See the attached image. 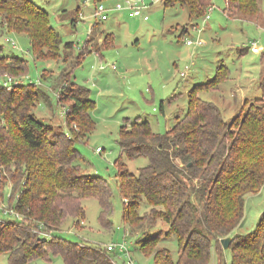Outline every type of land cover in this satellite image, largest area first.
<instances>
[{"label": "trees", "instance_id": "obj_1", "mask_svg": "<svg viewBox=\"0 0 264 264\" xmlns=\"http://www.w3.org/2000/svg\"><path fill=\"white\" fill-rule=\"evenodd\" d=\"M259 1L225 0V13L230 19L255 15ZM162 3H178L187 8L190 18L198 19L205 17L213 0ZM0 25L3 33L25 35L36 58L57 60L75 50L73 42L64 44L50 24L49 13L32 0H0ZM73 69L65 84L56 87L69 130L56 131L33 112L42 99L51 105L42 86L24 84L28 61L3 54L0 45V199L11 182L10 204L14 202L12 206L24 216L23 220L0 218V255H7L8 264H29L50 255L61 256L66 264H115L113 251L106 247L60 235L67 219L81 224L86 215L83 200L88 198L98 201L102 225L112 226V187L104 177L84 172L80 162L77 143L95 127L90 114L94 102L90 90L72 79ZM222 71L190 92L187 112L166 133L154 132L148 120L139 118L120 131L123 155L130 160L149 159L137 174L118 160L117 180L122 219L131 234L147 229L138 234L142 237L136 243L145 255L153 256L154 264H208L213 247L220 250L226 237H232L231 264H264V214L252 232L231 236L243 222L246 196L264 186V77L259 83L261 97L247 101L228 122L215 103L197 95L201 89L217 90L227 78V68ZM45 72L43 79L49 78ZM5 76L22 82L5 87L1 83ZM143 205L149 211L141 214ZM158 219L167 223V230L150 235ZM169 236L178 241L177 261L167 248L158 247Z\"/></svg>", "mask_w": 264, "mask_h": 264}, {"label": "rangeland", "instance_id": "obj_2", "mask_svg": "<svg viewBox=\"0 0 264 264\" xmlns=\"http://www.w3.org/2000/svg\"><path fill=\"white\" fill-rule=\"evenodd\" d=\"M32 1L49 13L51 26L64 44L73 42L75 50L66 51L57 60L39 59L31 52L25 35L3 33L0 25L3 54H17L28 61L29 71L23 77L24 84L42 86L51 105L42 99L33 112L56 131L69 130L65 120L66 108L58 103L56 87L65 84L69 71L74 68L72 79L90 90V98L94 102L90 114L95 127L77 143L82 154L80 162L84 172L107 179L113 192L110 228L100 221L98 201L88 198L83 200L86 215L81 224L76 225L74 219H67L60 235L77 243L103 248L124 243L127 253L119 248L112 252L115 264H127L130 259L135 264H154L153 256L145 255L136 243L138 234L147 229L131 234L122 219L123 205L117 180L118 160H123L129 170L137 174L140 168L149 164V159L139 157L130 160L123 155L118 144L120 131L124 126L129 128V124L139 118L148 120L154 132L166 133L175 124V117L181 118L187 112L190 92L196 86L213 80L219 69L224 72L227 68V80L217 90L201 89L197 95L215 103L226 121H231L242 111L246 98L252 102L261 97L259 83L264 77V55L261 59V54H253L247 46L257 42L264 51V0L259 1L255 15L236 19L226 17L225 0H213L216 8L210 13V18L205 15L192 22L186 7L178 3L165 7L162 0H132L149 7L143 12L148 15L147 19L130 16L126 6L115 11L117 0ZM99 3L110 9L105 21L94 17L95 5ZM190 23L194 26L183 33ZM101 37L105 41L99 47ZM10 40L15 41V47ZM87 40L91 42L85 51ZM187 41H192V44L187 45ZM82 51L86 53L75 66ZM44 70L48 73L47 79L42 78ZM182 73L187 75L183 77ZM62 74L65 78L61 79ZM196 182L197 179L194 184ZM6 185L3 206L10 204L11 182ZM147 211L149 208L143 205L140 213ZM263 214L264 186L259 193L246 196L243 222L231 236L252 232ZM167 227V223L158 219L156 227L149 231L150 235L158 231L165 233ZM158 247L167 248L173 260L177 261L179 245L175 236L163 237ZM231 261V249L220 244V250L213 247L208 264H231ZM0 264H8L6 254L0 255ZM29 264L66 263L61 256L50 255L49 258L34 259ZM85 264L91 263L87 261Z\"/></svg>", "mask_w": 264, "mask_h": 264}, {"label": "built area", "instance_id": "obj_3", "mask_svg": "<svg viewBox=\"0 0 264 264\" xmlns=\"http://www.w3.org/2000/svg\"><path fill=\"white\" fill-rule=\"evenodd\" d=\"M117 1H119V3H117L113 9L115 11H121L126 6V8H128L130 10L131 16H144L143 12L149 8L146 4L140 5V4H137L136 2H133L132 0H117ZM215 8H216V6L214 3L210 4V6L208 7V10H207V14H206L207 19L210 18V13ZM109 11H110V9H108L103 3H99V4L95 5V9H94L93 14H94V17L96 19L101 20V21H105L108 19V12ZM7 40H9V39H7ZM10 41H12V45L15 47L16 46L15 41L14 40H10ZM187 43L190 45V44H192V41H188ZM3 80L1 83L5 87H11L12 85H17V84H20L22 82V80L16 79V78H13L10 76H5V78ZM97 150H100V148H98ZM9 198H10V196H9ZM3 199H4V197H2L0 199V218H4L3 216H11L10 219L23 220L24 216L22 214H20L19 212H17V210L15 209V206H12L11 204H9L8 206L2 205ZM6 219H8V218H6ZM42 234L44 236L48 235V233H42ZM106 248L108 251H114L117 248H119L120 251H122V252L127 253V251H128L127 246L124 243L117 244V245L111 244V245H108ZM127 264H135V263L133 262L132 259H130Z\"/></svg>", "mask_w": 264, "mask_h": 264}, {"label": "crops", "instance_id": "obj_4", "mask_svg": "<svg viewBox=\"0 0 264 264\" xmlns=\"http://www.w3.org/2000/svg\"><path fill=\"white\" fill-rule=\"evenodd\" d=\"M180 5V4H179ZM163 6H165L164 4H163ZM182 6V5H181ZM166 7V6H165ZM226 7V6H225ZM224 13H225V10H224ZM129 14H130V12H129ZM188 14H189V12H188ZM225 15H226V13H225ZM131 16V15H130ZM143 17V19H147L148 18V15L147 14H144V16H142ZM226 17H227V15H226ZM228 18V17H227ZM194 19H196V18H194ZM194 19H192V18H190V16H189V20H190V22H192ZM194 25L192 24V23H190V25L188 26L187 25V27H185V29H184V31H183V33H185V32H188L189 31V28L188 27H193ZM91 32H92V29H91V31H90V34H91ZM104 38H99V43H98V46L99 47H101V45H103L104 44ZM188 42V41H187ZM186 42V44L188 45V43ZM191 45V44H190ZM247 48L248 49H250L251 51H252V53L253 54H261V59H263V55H264V51H262L263 49H262V47H260L259 45H258V43L257 42H253L252 43V45L251 46H247ZM187 75V73H182L181 74V76H183V77H185ZM193 80V79H192ZM225 80H227V79H225ZM224 80V81H225ZM233 96H234V94H233ZM246 101H249L247 98L245 99ZM179 116H176L175 118H178ZM176 120V119H175ZM98 149V148H97Z\"/></svg>", "mask_w": 264, "mask_h": 264}, {"label": "water", "instance_id": "obj_5", "mask_svg": "<svg viewBox=\"0 0 264 264\" xmlns=\"http://www.w3.org/2000/svg\"><path fill=\"white\" fill-rule=\"evenodd\" d=\"M231 242H232V237H226V238L221 239V245L225 249L229 248Z\"/></svg>", "mask_w": 264, "mask_h": 264}]
</instances>
